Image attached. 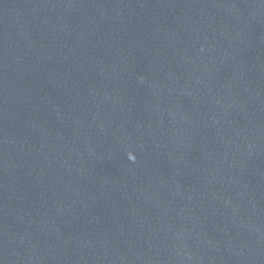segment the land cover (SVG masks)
I'll return each mask as SVG.
<instances>
[{
    "label": "water",
    "instance_id": "95a60500",
    "mask_svg": "<svg viewBox=\"0 0 264 264\" xmlns=\"http://www.w3.org/2000/svg\"><path fill=\"white\" fill-rule=\"evenodd\" d=\"M0 264H264V0H0Z\"/></svg>",
    "mask_w": 264,
    "mask_h": 264
},
{
    "label": "clouds",
    "instance_id": "9594fccd",
    "mask_svg": "<svg viewBox=\"0 0 264 264\" xmlns=\"http://www.w3.org/2000/svg\"><path fill=\"white\" fill-rule=\"evenodd\" d=\"M128 159L129 160H134V157L131 154H129Z\"/></svg>",
    "mask_w": 264,
    "mask_h": 264
}]
</instances>
